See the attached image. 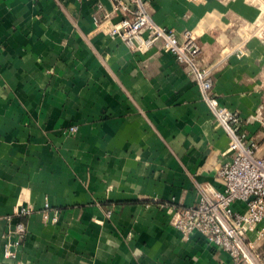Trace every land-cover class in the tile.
<instances>
[{"label": "crops", "instance_id": "crops-1", "mask_svg": "<svg viewBox=\"0 0 264 264\" xmlns=\"http://www.w3.org/2000/svg\"><path fill=\"white\" fill-rule=\"evenodd\" d=\"M99 1L0 0V264H233L171 224L172 207L221 187L229 135L189 69L112 37L124 16ZM141 1L156 24L194 34L211 96L264 156V4Z\"/></svg>", "mask_w": 264, "mask_h": 264}, {"label": "built area", "instance_id": "built-area-1", "mask_svg": "<svg viewBox=\"0 0 264 264\" xmlns=\"http://www.w3.org/2000/svg\"><path fill=\"white\" fill-rule=\"evenodd\" d=\"M112 1L113 12L106 14V18L113 14L124 18L110 30V35L121 39L135 52L160 47L173 55L189 69L202 100L230 138L229 161L218 168L216 175L221 187L200 190L190 206L164 204L163 208L172 207L175 211L172 226L187 240L201 235L209 245L228 253L233 264H264L259 251V244L264 241V156L259 155L255 142L240 133V117L211 96L213 74L200 63L202 46L192 32L180 37L174 30L156 24L141 0ZM97 6L102 8L99 0ZM31 214V208L22 207L17 211L18 216ZM44 219L57 223L60 214L46 208ZM15 230L22 238L26 234L23 224H18ZM5 256L15 257L9 244L5 245Z\"/></svg>", "mask_w": 264, "mask_h": 264}, {"label": "rangeland", "instance_id": "rangeland-1", "mask_svg": "<svg viewBox=\"0 0 264 264\" xmlns=\"http://www.w3.org/2000/svg\"><path fill=\"white\" fill-rule=\"evenodd\" d=\"M259 2H262V4H264V0H259ZM264 20V18H263ZM261 30L263 32V36H264V21L260 24Z\"/></svg>", "mask_w": 264, "mask_h": 264}]
</instances>
